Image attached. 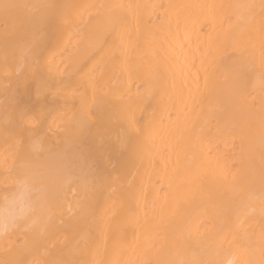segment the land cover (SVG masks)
<instances>
[{
  "label": "bare ground",
  "instance_id": "6f19581e",
  "mask_svg": "<svg viewBox=\"0 0 264 264\" xmlns=\"http://www.w3.org/2000/svg\"><path fill=\"white\" fill-rule=\"evenodd\" d=\"M0 264H264V0H0Z\"/></svg>",
  "mask_w": 264,
  "mask_h": 264
},
{
  "label": "clouds",
  "instance_id": "9594fccd",
  "mask_svg": "<svg viewBox=\"0 0 264 264\" xmlns=\"http://www.w3.org/2000/svg\"><path fill=\"white\" fill-rule=\"evenodd\" d=\"M37 193L33 190L29 195L23 197L20 201L21 208L18 213L10 212L7 208L0 211V232L9 230L14 226L18 219L24 218L33 209V195Z\"/></svg>",
  "mask_w": 264,
  "mask_h": 264
}]
</instances>
